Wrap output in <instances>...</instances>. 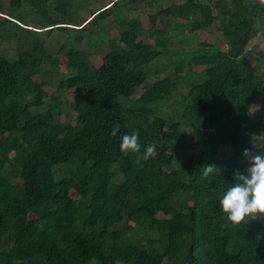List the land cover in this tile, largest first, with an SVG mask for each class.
Segmentation results:
<instances>
[{"label": "trees", "instance_id": "16d2710c", "mask_svg": "<svg viewBox=\"0 0 264 264\" xmlns=\"http://www.w3.org/2000/svg\"><path fill=\"white\" fill-rule=\"evenodd\" d=\"M3 1L0 264H264V219L234 228L219 203L235 171L246 174L244 149L264 153V7ZM109 18L118 39L89 34L109 46L96 66L78 32ZM214 30L223 42L200 39ZM57 31L67 39L53 50ZM67 106L74 117L61 121ZM133 133L140 152H121ZM152 144L156 156L143 159Z\"/></svg>", "mask_w": 264, "mask_h": 264}, {"label": "clouds", "instance_id": "9594fccd", "mask_svg": "<svg viewBox=\"0 0 264 264\" xmlns=\"http://www.w3.org/2000/svg\"><path fill=\"white\" fill-rule=\"evenodd\" d=\"M254 3L264 7V0H254ZM118 130V126L113 128L111 135L115 136ZM252 146L257 147L254 141ZM120 150L123 153L140 152L139 134L124 135ZM156 154V145H149L143 159L154 158ZM243 156L247 161L246 174L237 169L234 173V182L221 194L219 200L223 213L234 228L264 219V153L245 148ZM215 168V164L205 165L202 169L203 175L207 177Z\"/></svg>", "mask_w": 264, "mask_h": 264}, {"label": "rangeland", "instance_id": "374dc122", "mask_svg": "<svg viewBox=\"0 0 264 264\" xmlns=\"http://www.w3.org/2000/svg\"><path fill=\"white\" fill-rule=\"evenodd\" d=\"M4 5H5L4 8L6 10L10 8L8 2H4ZM99 6L100 5H97L95 7H91L92 11L90 13H94L99 8ZM90 13L88 12V13H85L84 15H87V17H90ZM2 16H3V14H0V18H2ZM111 21H112V18H109L106 21H100L98 26H92V27L86 29L83 32L82 31L78 32L79 35H85V42L80 43L79 47L80 48H84L87 51H91L92 52L89 57H90V60H92L96 66H100L102 64V58H103L104 54L109 50V46H107V45H102V46H99V47L92 46L89 43V41H88L89 34L91 32V29L92 30H97V29H102L103 28V30H106V31L108 30L110 32L112 38L118 39L119 38L118 29L115 26L112 25ZM142 21L144 22L145 27L150 26V22L148 20V13L143 14ZM26 23L29 24V26L32 27V29H34V30L38 31L39 28H40L38 26H35L36 24L33 22L32 19L26 21ZM223 38L224 37H223L222 33L220 31H218V30L212 31L209 36H205L204 34L200 35V39L207 40L208 42L209 41L223 42ZM66 39H67V35L65 33L61 32V31H57L55 33H51V35L49 36V38H48V40L46 42V45L50 49L57 50L64 43V41ZM175 40L176 39L174 38V41ZM183 44H184L183 42L179 41V43L176 44V46H182L183 47ZM14 46H15V43H9V44L5 43V44H3V49H2L3 53H6L7 55H9L10 58H14L15 54H16ZM222 47L225 48V44H223ZM252 58L253 59L255 58L254 52H253ZM155 68H156V66L155 67L153 66V68H152L153 71L151 72L152 76H151L149 82H152L155 79V73H154V69ZM67 74H68V72L62 73V77L66 76ZM143 89H145L144 86L140 87L138 89L137 94L134 95V97H136L137 95L141 94ZM51 90L52 89H50V91ZM255 107H259V105L257 104V105H255ZM66 109H68V112H64L63 115H61V117H60L61 121H66V120L74 117V112H72L70 107L67 106ZM33 110H35V107H33ZM58 173H59V175H62V174H64V170L58 169Z\"/></svg>", "mask_w": 264, "mask_h": 264}]
</instances>
